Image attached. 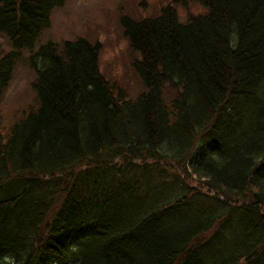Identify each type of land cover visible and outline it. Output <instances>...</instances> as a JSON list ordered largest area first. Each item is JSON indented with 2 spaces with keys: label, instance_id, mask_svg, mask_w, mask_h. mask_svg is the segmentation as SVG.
<instances>
[{
  "label": "trees",
  "instance_id": "1",
  "mask_svg": "<svg viewBox=\"0 0 264 264\" xmlns=\"http://www.w3.org/2000/svg\"><path fill=\"white\" fill-rule=\"evenodd\" d=\"M64 1L0 0V264H264V0L122 14L132 94L100 41H39Z\"/></svg>",
  "mask_w": 264,
  "mask_h": 264
},
{
  "label": "rangeland",
  "instance_id": "2",
  "mask_svg": "<svg viewBox=\"0 0 264 264\" xmlns=\"http://www.w3.org/2000/svg\"><path fill=\"white\" fill-rule=\"evenodd\" d=\"M169 0H65L64 4L53 10L49 28L44 30L39 41H62L85 37L98 40L102 50L99 55L100 67L103 71L112 74L124 75L125 67L128 70L126 81L128 91L132 94L138 90L137 77L130 68L131 51L123 37L120 36L118 25L122 14L132 11L142 12L143 15L151 14L159 6ZM160 4V5H159ZM146 8V11H143ZM190 11H199L201 7L189 4ZM178 8L181 19L185 18L187 10ZM157 11V10H156ZM10 49L8 40L0 34V50ZM34 71L28 66L25 57L21 59L14 70L13 77L1 101L3 123H7L12 117V112L21 109L31 102L34 92L31 82L34 79ZM193 183L198 181L189 176Z\"/></svg>",
  "mask_w": 264,
  "mask_h": 264
}]
</instances>
